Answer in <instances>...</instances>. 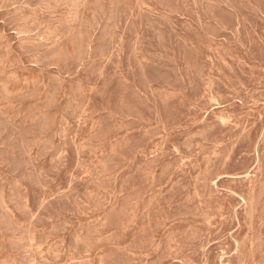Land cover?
Wrapping results in <instances>:
<instances>
[{
	"label": "rangeland",
	"instance_id": "1",
	"mask_svg": "<svg viewBox=\"0 0 264 264\" xmlns=\"http://www.w3.org/2000/svg\"><path fill=\"white\" fill-rule=\"evenodd\" d=\"M0 264H264V0H0Z\"/></svg>",
	"mask_w": 264,
	"mask_h": 264
}]
</instances>
